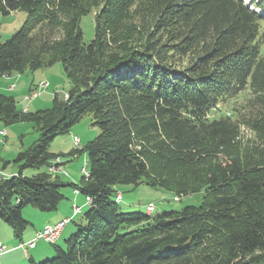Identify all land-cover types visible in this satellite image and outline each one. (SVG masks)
Listing matches in <instances>:
<instances>
[{
  "label": "trees",
  "instance_id": "obj_1",
  "mask_svg": "<svg viewBox=\"0 0 264 264\" xmlns=\"http://www.w3.org/2000/svg\"><path fill=\"white\" fill-rule=\"evenodd\" d=\"M17 11L29 19L0 36V76L62 63L71 88L36 113L0 93V122L39 131L0 178V222L22 241L26 206L54 212L68 186L91 198L77 232L29 264H264V0H0ZM87 115L100 133L73 154H88L89 176L66 183L50 145ZM142 184L204 195L154 218L122 211L117 187Z\"/></svg>",
  "mask_w": 264,
  "mask_h": 264
},
{
  "label": "rangeland",
  "instance_id": "obj_2",
  "mask_svg": "<svg viewBox=\"0 0 264 264\" xmlns=\"http://www.w3.org/2000/svg\"><path fill=\"white\" fill-rule=\"evenodd\" d=\"M253 1L255 0H245L248 5H252ZM95 14L96 11L94 10L92 13L82 17L81 29L85 43H90L95 38ZM28 19V14L23 11L13 12L7 16L0 13L1 40L5 41L9 39L24 25V23H26ZM40 82H46L49 84L46 92L42 93L38 98L27 99L29 94L32 92L30 88L33 86V84L37 85ZM70 88L71 84L67 78V75L65 74L62 63H57L52 67L42 68L34 72L28 71L24 74H18L14 72L11 76H0V93L13 97L17 102V109L19 112H22L25 108L30 109L29 113H36L51 109L54 105L55 98H57L59 101H63L67 97V92L70 90ZM220 109H222V111L226 112L227 114L230 112L229 106H222ZM4 130L7 133L2 132ZM99 133L100 130L94 124L92 115H87L79 123L75 124L68 134L57 136L50 145V151L52 153L62 155L60 157V161L62 160L64 163V168L61 169L58 166V168L55 169H58L59 171H52L50 167L51 172L55 176H60V178L66 183H79L84 175L83 168L85 163L89 164V158L88 154L85 152L75 156L73 154V150L85 148L89 142L93 141L99 135ZM244 133L246 137L254 138L255 136V134L250 130H246ZM38 137L39 131L33 122H19L9 126H6L4 123L0 122V168L3 167L4 162H10L4 172H11L12 170H16L18 172L19 166L13 161L19 152L27 150L37 140ZM75 137L79 138V141L75 139ZM52 164H56L55 166L58 165L56 160L53 161ZM46 170H48V167H42L40 169L27 168L24 170V175L33 176L38 172ZM1 173L2 172H0V174ZM117 188V197H121V199L123 197V199L119 201L122 211L141 212L146 214V206L149 203H153L155 206V211L151 218L168 211H181L189 206H199L204 195V191H202L189 196L177 197L175 193L171 191L160 188H152L145 184L139 185L137 187L130 185H119ZM63 193L65 194L66 198L70 200L69 210L72 212V209L70 208L72 197L70 194L74 193L73 188L70 186L65 187L63 189ZM82 200L81 202H83ZM88 210L89 206L85 207L83 214L80 213L77 215L76 219H73V222H70L66 226V228L63 230L64 233H62L63 236L58 242V245L65 244V240L77 232L78 227L75 223L83 222V216ZM22 213L25 220L38 224L44 221L42 217L46 215V213L40 212L32 206H26ZM30 226L28 229H30ZM11 233L13 234V229L1 221L0 239H4L7 235L10 236ZM42 243H45L44 245L46 247H53L51 244H46L44 241ZM43 261L44 260L40 262Z\"/></svg>",
  "mask_w": 264,
  "mask_h": 264
},
{
  "label": "crops",
  "instance_id": "obj_3",
  "mask_svg": "<svg viewBox=\"0 0 264 264\" xmlns=\"http://www.w3.org/2000/svg\"><path fill=\"white\" fill-rule=\"evenodd\" d=\"M35 86L36 85L33 84V86L30 89L33 90L35 88ZM11 87H13V86H11ZM23 111L29 112L30 109L25 108ZM60 164L64 168V163L62 162V160L60 161ZM53 165L55 166L56 164H53ZM7 167L6 168H0V172L4 173V174L1 173L0 177L1 176L11 177V176L17 175L18 172L16 170H12L11 172H4L7 169ZM70 196L72 197V203H71V207H70L72 209V212H70V210H69L70 200H68V198H66L60 204L59 208L56 211L46 213V215H44V217H42L44 219L43 222H41L39 224L38 223H32V226H30V229H28L25 232V234L23 235L22 241H18L16 238H14L12 233L10 236L9 235L5 236L4 239L1 238L0 242L3 243V245L6 247V249H5V252L0 257V264H29L32 260L35 262H39V261L45 260V259L53 256L54 255L53 247L52 248L46 247L44 245L45 243H42L43 241L37 242L36 246L33 248H27L26 249V248L21 247L20 245L22 243H28L29 241H31L34 238L36 231L43 228L45 225L54 224V223H57V222L65 219V218H69V217L72 218V221H73V219H76L77 215H74V213H73V206L75 204L82 207L81 213L83 214L85 207L88 206L86 204L85 197L84 196L82 197V194L76 195L75 193H73V194L71 193ZM122 199H123V197H122ZM81 200L83 202H81ZM62 233H64V232H62ZM62 236H63V234H62ZM62 236H61V238H62ZM60 239H59V241H60ZM46 244H48V243H46Z\"/></svg>",
  "mask_w": 264,
  "mask_h": 264
},
{
  "label": "built area",
  "instance_id": "obj_4",
  "mask_svg": "<svg viewBox=\"0 0 264 264\" xmlns=\"http://www.w3.org/2000/svg\"><path fill=\"white\" fill-rule=\"evenodd\" d=\"M48 87H49L48 83L40 82L39 84H37L35 86V88L32 90L31 94H29L27 99H34V98L39 97L42 93H44L47 90ZM2 132H5V131H2ZM75 139L79 140L77 137H75ZM60 159L61 158L56 159V163L58 165L57 166L52 165L53 168H58V166H59V168L63 169V167H61V165H60ZM0 178L4 179L5 177H0ZM74 193L76 195L80 194L79 191H77V190L74 191ZM117 198H119V201L122 200L121 197H117ZM89 199H90V197L85 198L87 205H89ZM81 208L82 207H80V206L74 205L73 206L74 214L77 210H80ZM146 210L149 211V214H153L155 211L154 204L149 203L146 206ZM69 221H70V217L66 218L64 220H61L55 224L45 225L43 228L36 231L35 237L31 241H29L28 243H22L20 246L27 249V248L35 247L37 242H39V241H44V242L49 243V244L57 243L62 236L63 230L69 224ZM4 252H5V246L0 242V257Z\"/></svg>",
  "mask_w": 264,
  "mask_h": 264
},
{
  "label": "bare ground",
  "instance_id": "obj_5",
  "mask_svg": "<svg viewBox=\"0 0 264 264\" xmlns=\"http://www.w3.org/2000/svg\"><path fill=\"white\" fill-rule=\"evenodd\" d=\"M54 171H59L58 169H53ZM88 170V164L87 163H85V166H84V168H83V172H84V175L85 176H89V172L87 171ZM61 171V170H60ZM1 177H4V176H1ZM6 178V177H5ZM118 201H119V198L117 199ZM91 203V198L89 199V204ZM82 212V209H80V210H77L76 212H75V214L74 215H78V214H80ZM74 213V212H73ZM147 213L149 214V211L147 210ZM66 219V218H65ZM71 219L72 218H70V221H69V223L71 222ZM64 220V219H63Z\"/></svg>",
  "mask_w": 264,
  "mask_h": 264
}]
</instances>
